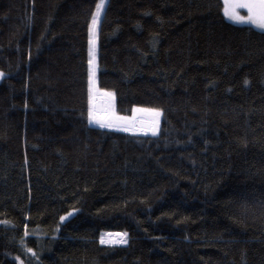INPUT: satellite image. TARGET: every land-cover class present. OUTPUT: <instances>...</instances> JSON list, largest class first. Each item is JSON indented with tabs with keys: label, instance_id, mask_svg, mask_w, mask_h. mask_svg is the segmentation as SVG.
<instances>
[{
	"label": "trees",
	"instance_id": "trees-1",
	"mask_svg": "<svg viewBox=\"0 0 264 264\" xmlns=\"http://www.w3.org/2000/svg\"><path fill=\"white\" fill-rule=\"evenodd\" d=\"M98 2L0 0V264H264V30L106 0L95 90L161 110L125 131L89 121Z\"/></svg>",
	"mask_w": 264,
	"mask_h": 264
},
{
	"label": "snow or ice",
	"instance_id": "snow-or-ice-1",
	"mask_svg": "<svg viewBox=\"0 0 264 264\" xmlns=\"http://www.w3.org/2000/svg\"><path fill=\"white\" fill-rule=\"evenodd\" d=\"M106 4V0H99V2L96 4V12L92 18V27L90 29V32L92 34V39L90 40V56L92 57L89 60L90 67V76H89V92H90V108H89V121L95 122L100 124L102 127H114L115 125L112 124L109 120H107L105 117L109 115V113H105V117H102L98 110L95 107L94 104V96L92 95L93 89L95 87V35H96V25L98 23V20L104 11ZM247 9V15H241L237 9ZM223 11L226 16H228L230 19L235 20L238 23H251L256 25L257 27L264 29V0H224V8ZM3 73H0V76H2ZM106 96L108 97H114V93L106 92ZM137 111L140 112H150L153 114V119L150 122V126L146 129L141 128L138 130H145V131H152L154 134L158 131L159 126V117L161 115V110L159 109H137ZM124 119V118H120ZM125 131H133V128H124ZM64 217H61V220H63ZM121 238L118 240H104L101 238V243H127V239L124 237L127 236V233L120 234ZM29 252L32 251V249L28 250Z\"/></svg>",
	"mask_w": 264,
	"mask_h": 264
},
{
	"label": "rangeland",
	"instance_id": "rangeland-1",
	"mask_svg": "<svg viewBox=\"0 0 264 264\" xmlns=\"http://www.w3.org/2000/svg\"><path fill=\"white\" fill-rule=\"evenodd\" d=\"M243 15H246V14H243ZM228 20L233 21L235 23H238V22H236L235 20H232V19H228ZM238 24H249V25H253L251 23H238ZM253 26H255V25H253ZM0 73H3V75L0 76V80H1L3 78V76H4V71L0 70ZM105 93L106 92H101V93L97 92L95 90V87H94L93 96H94V104H95V107H97L96 101L102 100V102H104L103 103L104 106L105 105L106 106L104 107L105 108L104 109V112H100L99 114L102 117H105V113L106 112L109 113V115L107 117H105V118L107 120H109L112 124L115 125L114 127H108V128L124 129V128L128 127V128H133L134 129L133 130L134 132H152V131H140L138 129H135V123L138 120H140V119H147V120H151L152 121V118H153V114L152 113H150V112H140V111H137V109H148V108H142V107L135 108L134 113L131 116H124V115L117 114L114 111V104H113L114 97H111L110 98V97L106 96ZM120 118H124V119H120ZM160 120H161V115L159 117V126H160ZM93 124L100 125V124L95 123V122H93ZM159 126H158V128H159ZM72 213H74V211L71 212L70 214H72ZM70 214L64 215L63 216L64 217L63 221ZM120 234H122V233L121 232H106V233H104V235L102 236V238L104 240H113V241H115V240H118V239L121 238ZM112 244H115V243H112ZM19 261H20V264H25L21 259H19Z\"/></svg>",
	"mask_w": 264,
	"mask_h": 264
},
{
	"label": "bare ground",
	"instance_id": "bare-ground-1",
	"mask_svg": "<svg viewBox=\"0 0 264 264\" xmlns=\"http://www.w3.org/2000/svg\"><path fill=\"white\" fill-rule=\"evenodd\" d=\"M96 103H97V107H96V109L98 110V112L100 113V112H104V107L106 106H104V102H102V100H98V101H96ZM107 109V108H106ZM144 116V115H143ZM147 117V116H146ZM153 119V118H152ZM136 121V120H135ZM150 122H151V120H147V119H140V120H138L136 123H135V129H141V128H144V129H146V128H148L149 126H150Z\"/></svg>",
	"mask_w": 264,
	"mask_h": 264
},
{
	"label": "crops",
	"instance_id": "crops-1",
	"mask_svg": "<svg viewBox=\"0 0 264 264\" xmlns=\"http://www.w3.org/2000/svg\"><path fill=\"white\" fill-rule=\"evenodd\" d=\"M223 2H224V0H223ZM237 11H239L240 12V14L241 15H243V14H248L247 13V9H243V8H241V9H237ZM243 13V14H242ZM226 16V15H225ZM227 17V19H230L228 16H226ZM233 22V21H232ZM254 25V24H253ZM256 26V25H255ZM257 27V26H256ZM258 29H261V28H259V27H257ZM262 30H264V29H262Z\"/></svg>",
	"mask_w": 264,
	"mask_h": 264
},
{
	"label": "water",
	"instance_id": "water-1",
	"mask_svg": "<svg viewBox=\"0 0 264 264\" xmlns=\"http://www.w3.org/2000/svg\"><path fill=\"white\" fill-rule=\"evenodd\" d=\"M140 131H145V130H140Z\"/></svg>",
	"mask_w": 264,
	"mask_h": 264
}]
</instances>
